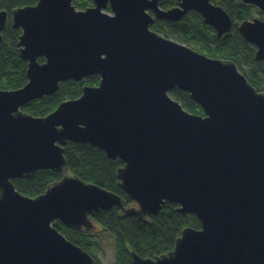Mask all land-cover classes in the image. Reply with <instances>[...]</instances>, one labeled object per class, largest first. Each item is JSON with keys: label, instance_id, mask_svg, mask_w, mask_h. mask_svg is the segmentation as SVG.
<instances>
[{"label": "water", "instance_id": "95a60500", "mask_svg": "<svg viewBox=\"0 0 264 264\" xmlns=\"http://www.w3.org/2000/svg\"><path fill=\"white\" fill-rule=\"evenodd\" d=\"M39 0L12 13L28 83L0 90V264H98L53 224L94 232L96 213L156 216L166 202L195 215L175 249L133 264H264V92L232 61L214 59L154 32L158 20L182 21L197 12L221 39L234 21L214 0ZM264 13V0H240ZM111 9V13L104 10ZM155 12V16L150 15ZM8 14L0 12V44ZM239 33L264 64V20L243 21ZM40 59L45 62L41 63ZM99 76L97 87L46 117L23 112L68 81ZM188 93L204 111H186L170 93ZM91 145L123 163L121 189L135 203L69 174L68 143ZM64 174L31 198L16 179L37 172Z\"/></svg>", "mask_w": 264, "mask_h": 264}, {"label": "trees", "instance_id": "16d2710c", "mask_svg": "<svg viewBox=\"0 0 264 264\" xmlns=\"http://www.w3.org/2000/svg\"><path fill=\"white\" fill-rule=\"evenodd\" d=\"M38 2L39 0H0V12H7L9 17L0 44V90H18L28 83V63L21 58L18 47L22 31L13 27L11 18L15 10L36 6ZM73 3L81 10L93 5L92 0H73ZM217 4L223 7L234 21V28L230 34L220 39L198 13H192L182 22H166L169 29L168 36L164 37L179 41L208 57L234 62L257 91L264 92V65L256 61V47L248 43L238 30L243 21L254 18L252 14L254 7L245 5L240 0H222ZM261 20L264 18L261 17ZM160 23L154 25L152 30L163 35L161 31H164L165 25L162 23L164 26L161 27ZM40 62L43 63L45 60L41 59ZM99 84V76H91L81 82H65L55 95L33 101L22 110L34 117H46L63 102L80 98L85 87H97ZM170 96L189 113L204 116L203 109L191 100L188 93L176 89ZM65 157L70 175L119 195L124 199L127 208L135 207L134 201L121 189L117 179V172L123 167L120 160L109 159L102 150L91 145L73 142L65 147ZM63 177L64 174L50 170L40 171L31 179H16L14 184L23 195L36 198ZM178 210V205L166 202L156 216L149 218L126 215L118 208L100 211L93 218L94 232L99 230L97 227L99 225L112 234L117 249L116 264H133L132 253L146 259L161 257L175 249L184 229H201V222L195 215H184ZM53 226L68 240L87 251L98 264H102L91 253L92 248H99V245L89 238L87 232L72 231L61 222H55Z\"/></svg>", "mask_w": 264, "mask_h": 264}, {"label": "rangeland", "instance_id": "374dc122", "mask_svg": "<svg viewBox=\"0 0 264 264\" xmlns=\"http://www.w3.org/2000/svg\"><path fill=\"white\" fill-rule=\"evenodd\" d=\"M78 10H81V9H78ZM104 12L112 14L111 12L108 11V9L104 10ZM252 14H253L254 19L255 18L261 19V17L264 18V13L259 8L254 7ZM164 25H165V27H163L164 31H161L162 32L161 34H163L162 36H168L169 26H167L165 23H164ZM164 25H161V27ZM178 43H179V41H178ZM97 227H99V230H97L96 232H93V233L87 232L89 238H91V240L94 243L99 245V248H92L91 253L102 264H116L117 249H116V242H115L114 237L112 236V234L110 232L106 231L101 226L97 225Z\"/></svg>", "mask_w": 264, "mask_h": 264}, {"label": "flooded vegetation", "instance_id": "af4514ba", "mask_svg": "<svg viewBox=\"0 0 264 264\" xmlns=\"http://www.w3.org/2000/svg\"><path fill=\"white\" fill-rule=\"evenodd\" d=\"M222 0H214L213 1V3L215 4V5H218L217 3H219V2H221ZM171 5V6H170ZM168 6H170V7H168ZM176 6H178V4H177V1L176 0H162V1H160L159 2V4H158V8L160 9V10H162V11H169V10H172L173 8H175ZM219 6V5H218ZM250 6V5H249ZM252 7H255V6H252ZM257 8V7H256ZM108 11L109 12H111V9L110 8H108ZM150 13V15H152L153 17H156L155 16V12L154 11H150L149 12ZM192 13H197V12H189L188 14H187V16L184 18V19H186L190 14H192ZM200 15V14H199ZM201 16V15H200ZM9 18V17H8ZM254 19V18H253ZM252 19V20H253ZM255 19H257V18H255ZM204 20V19H203ZM261 20V19H260ZM8 22V21H7ZM161 22V23H160ZM166 22H168L169 23V21H166V20H156L155 22H154V25H156V24H158V23H160L161 25H162V23H166ZM171 23H173V22H171ZM153 25V26H154ZM152 26V27H153ZM6 28H7V25H6ZM6 28H5V30H6ZM4 30V31H5ZM3 31V32H4ZM3 32H2V34H3ZM157 33V32H156ZM41 60V59H40ZM261 63V62H260ZM264 65V64H263ZM57 222H60V221H57Z\"/></svg>", "mask_w": 264, "mask_h": 264}, {"label": "bare ground", "instance_id": "6f19581e", "mask_svg": "<svg viewBox=\"0 0 264 264\" xmlns=\"http://www.w3.org/2000/svg\"><path fill=\"white\" fill-rule=\"evenodd\" d=\"M92 1H93V0H92ZM73 4H74V3H73ZM74 6H75V5H74ZM94 6H95V5H94V2H93V6H92V7H94ZM75 7H76V6H75ZM92 7H90V8H92ZM76 9H77V8H76ZM87 9H88V8H87ZM87 9H86V10H87ZM77 10H78V9H77ZM78 11H85V10H78ZM192 12H194V11H192ZM183 20H184V19H183ZM183 20H182V21H183ZM182 21H180V22H182ZM176 23H179V22H176Z\"/></svg>", "mask_w": 264, "mask_h": 264}]
</instances>
